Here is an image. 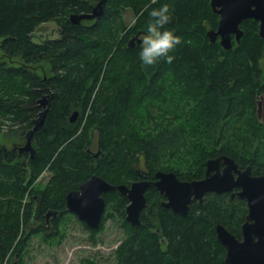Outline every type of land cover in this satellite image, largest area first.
<instances>
[{
	"label": "trees",
	"instance_id": "obj_1",
	"mask_svg": "<svg viewBox=\"0 0 264 264\" xmlns=\"http://www.w3.org/2000/svg\"><path fill=\"white\" fill-rule=\"evenodd\" d=\"M97 1L0 0V136L17 147L25 142L39 100L50 96L44 126L31 141L33 158L17 157L6 141L0 145V264H25L24 250L40 231L33 221H43L48 210L58 213L56 234H38L51 242L64 219L73 217L65 211L66 194L91 175L124 185L144 168L149 178L173 171L180 180H198L205 162L223 155L264 176V37L258 23L242 22L240 41L233 39L229 51L206 36L219 19L209 0H108L100 19L70 23V14L90 13ZM163 4L172 15L166 29L182 43L170 53L171 64L161 60L144 68L139 45L129 47L128 39L145 32L149 12ZM126 10L136 17L131 26L124 23ZM48 22L56 23L57 38L34 41L36 29ZM92 136L100 144L98 158L86 152ZM45 170L50 179L34 187ZM147 197L155 219L142 216L141 225L131 227L124 221L126 199L117 191L104 195L100 228L114 218L126 232L118 264H225L214 226L221 223L240 238L244 201L208 196L180 217ZM9 253L19 258L12 263Z\"/></svg>",
	"mask_w": 264,
	"mask_h": 264
},
{
	"label": "water",
	"instance_id": "obj_2",
	"mask_svg": "<svg viewBox=\"0 0 264 264\" xmlns=\"http://www.w3.org/2000/svg\"><path fill=\"white\" fill-rule=\"evenodd\" d=\"M107 2L108 0H98L90 13L70 14V23L78 25L81 21L100 19L106 11ZM210 7L213 13L219 16L216 29L206 32L210 43L218 40L223 50H231L233 39L239 43L243 34L240 25L246 20L256 21L258 35L264 37V0H210ZM136 39L137 35L130 39L129 47ZM137 43L140 44V41L137 40ZM44 99L45 96L39 100V107L42 110L32 121V128L26 132L24 145L18 147L19 152H28L30 158L36 154L31 144L33 135L43 128L49 110L50 101ZM77 115L78 112L74 111L69 121L74 122ZM220 164L224 165L222 172L216 171L215 174H211V171L217 170ZM155 179L154 182L139 181L127 187L121 184L112 185L98 175H91L77 190L67 193L66 210L88 228L98 229L106 208L102 195L116 190L129 200L125 210L126 222L131 226H139V214L147 207L144 193L148 188L155 187L163 193L168 199V203L163 205L180 215H187L190 202L200 200L207 192L221 194L238 188L237 196L245 200L247 205L241 240L224 227H216L217 239L226 249L224 263L264 264V176L252 175L250 167L240 170L232 158L219 156L207 161L205 178L200 181L181 182L172 172H157ZM54 214L55 211H50L46 217Z\"/></svg>",
	"mask_w": 264,
	"mask_h": 264
},
{
	"label": "rangeland",
	"instance_id": "obj_3",
	"mask_svg": "<svg viewBox=\"0 0 264 264\" xmlns=\"http://www.w3.org/2000/svg\"><path fill=\"white\" fill-rule=\"evenodd\" d=\"M123 19L126 26H131L135 24L136 17L129 10H126L123 13ZM57 30V25L54 22L41 24L34 32L33 40L55 39L58 35ZM262 63H264V60ZM38 105H40L39 102ZM6 129V127H3L2 131ZM3 142L9 147L13 143V141L0 136V145ZM50 177V171H43L33 186L37 188L44 186ZM64 220L59 226L58 234L51 242L47 243V241L42 240L41 235L31 237L28 249L29 255L27 260L24 259L25 264H78V262L80 264L81 259L85 260L87 257H92L96 261L105 264L114 262L113 251L126 237L123 230H121L124 228L119 220L107 218L94 238H92V233L83 229L75 218L66 217ZM26 230H29V228ZM79 249L81 252H78ZM96 254L100 257H97Z\"/></svg>",
	"mask_w": 264,
	"mask_h": 264
},
{
	"label": "flooded vegetation",
	"instance_id": "obj_4",
	"mask_svg": "<svg viewBox=\"0 0 264 264\" xmlns=\"http://www.w3.org/2000/svg\"><path fill=\"white\" fill-rule=\"evenodd\" d=\"M98 2V1H97ZM209 6H210V0H209ZM211 8V7H210ZM122 12H124V11H122ZM213 12V11H212ZM215 14V13H214ZM217 15V14H216ZM218 18H219V16H218ZM91 21H94V20H90V22ZM144 32H142V31H136V33L135 34H133L131 37H129V41H130V39H132L135 35H137V39L133 42V44H132V46H134L135 44H138L137 43V40H139V37L143 34ZM129 41H128V43H127V45H129ZM139 45V44H138ZM131 46V47H132ZM45 96V99L44 100H46V101H50V96H49V94H45V95H43L42 96V98ZM41 98V99H42ZM40 99V100H41ZM40 104V103H39ZM260 105H261V103H260ZM41 110H42V108H40ZM40 110V111H41ZM39 111V112H40ZM38 112V113H39ZM93 140H92V147H91V149L90 148H88V149H86L87 151V153L88 154H90V156H91V158H98L100 155H101V151L99 150V142H98V139H95V137L94 136H92L91 137ZM15 143L16 142H13L12 143V145H11V147H9V146H7L12 152H13V150L16 152V155H17V157H19L22 153H28V152H19V150H18V147H20V146H23L24 145V142H22L21 144H19V146L17 147L16 145H15ZM7 150V149H6ZM9 150V151H10ZM8 151V150H7ZM97 153H99L97 156H96V154ZM29 154V153H28ZM220 156H223V155H220ZM217 157H219V156H217ZM217 157H215V158H217ZM215 158H211V159H215ZM208 160H210V159H208ZM207 160V161H208ZM207 161L205 162V167H204V171H203V176L200 178V179H198V180H190V181H187V180H180L179 178H178V176L173 172V171H156L154 174H153V176L151 177V178H149V176H148V174L146 173V170L144 169V168H142L141 170H137V173H138V179H136V180H133V181H131L130 183H127V184H124L125 186H127V187H130L133 183H136V182H139V181H147V182H154L156 179H155V174L157 173V172H172V173H174L175 174V176H176V178L179 180V181H181V182H192V181H200V180H202V179H204L205 178V175H206V163H207ZM223 168H224V165H222V164H220L219 166H218V168H217V170H213V171H211V174H215L216 173V171H219L220 173L222 172V170H223ZM238 168L240 169V170H243L242 168H240L239 166H238ZM245 169V168H244ZM252 173V172H251ZM122 185V184H121ZM80 186V185H79ZM79 188V187H78ZM77 188V189H78ZM77 189H74V190H77ZM114 191H116V190H114ZM70 192V191H69ZM112 191H110V192H107V193H105V194H103L102 195V197H103V199H104V195H107V194H109V193H111ZM237 192H239V189L238 188H233L230 192H225V193H221V194H218V193H216V192H207V193H205L203 196H202V198L200 199V200H198V199H196V200H194V201H192V202H190V204H189V210H188V214L190 213V209H191V207L192 206H195V205H199V206H201L202 204H203V202H204V200H205V198L206 197H208V196H212V195H215V196H218V197H220V196H224L228 201H231V200H233L234 198H237V199H240L238 196H237ZM118 193V192H117ZM67 195V194H66ZM119 195H121V194H119ZM147 195L149 196V198L151 199V200H155V201H157V205L161 208V209H163V210H165V211H167V212H169V213H171V214H173V215H177V216H180V217H186V216H188V214L187 215H180V214H177V213H175V212H173V210L171 209V208H167V207H165L164 205H163V203H168V199H166V197L164 196V194L163 193H161L160 191H158L155 187H151V188H148L146 191H145V193H144V196H145V199H146V203H147V207L145 208V209H143V210H141V212H140V214H139V221H140V224H139V226L141 225V220L143 219V218H146V219H150V220H154L155 219V217H154V215H152L151 214V204L148 202V197H147ZM122 197H124L125 199H126V205H125V208H124V213H125V210H126V207H127V205H128V203H129V200H128V198L126 197V196H123V195H121ZM66 197V196H65ZM240 200H242V201H244L245 202V206H246V214H245V216H244V220H243V222H242V224L240 225V238H237L235 235V237L238 239V240H241V236H242V234H241V231H242V225L244 224V222H245V217H246V215H247V205H246V201L245 200H243V199H240ZM105 201V200H104ZM66 203V202H65ZM105 204H106V202H105ZM106 208H107V204H106ZM106 208H105V213H106ZM65 211L66 212H68L67 210H66V204H65ZM50 212V210H48V211H46V213H45V215H44V217H43V221H33V225H35L38 229H40V231H37L38 233H41V231H44V232H48L50 235H54V234H56V232H55V230H56V226H55V223H54V220H55V218H56V215L58 214L57 212H55V214L54 215H50L48 218L46 217V215H47V213H49ZM68 213H70V212H68ZM105 213H104V215H105ZM70 214H72V213H70ZM103 215V216H104ZM72 216H73V218H75L76 219V221L78 222V223H80V225H81V227L83 228V229H85L86 231H88L89 233H91V231L92 230H95L96 232L93 234L92 233V238H94V236L96 235V233L97 232H99L100 231V227L98 228V229H90V228H88L85 224H83L82 222H80L79 220H77V218L72 214ZM142 216H143V218H142ZM103 218V217H102ZM124 221H126L125 220V215H124ZM101 225V224H100ZM130 225V224H129ZM131 226V225H130ZM139 226H131V227H139ZM217 226H222V227H224L227 231H229L227 228H226V226L225 225H223V224H221V223H216L215 224V226H214V233H215V238L217 239V231H216V227ZM121 230H123V234L124 235H126V232H125V229H121ZM161 230L160 229H156V233L157 234H161V232H160ZM230 232V231H229ZM36 234L35 236H40L39 234ZM232 234V233H231ZM91 235V234H90ZM91 238V237H90ZM125 239H126V237L116 246V248L114 249V251H113V254H114V262L113 263H109V264H118V258H117V253H118V250L120 249V247L122 246V244H123V242L125 241ZM217 241H218V239H217ZM219 242V241H218ZM220 245H221V247H222V249H223V262H224V259H225V257H226V249L224 248V246L221 244V243H219ZM159 245H160V249L162 250V251H164V250H166V248H167V240H166V238L162 235L161 237H160V239H159ZM29 245L26 247V250H24V256H23V260L24 259H26L27 260V258H28V255H29ZM80 250V249H79ZM78 252H81V250L80 251H78ZM96 256L97 257H100V255H97L96 254ZM6 258H8V260H10L12 263H13V258H15V261L19 258V255L18 254H15L14 255V257H11V254L9 253V255L6 257ZM6 261H7V259H6ZM78 264H79V262H78ZM80 264H105V263H101V262H99V261H96L94 258H92V257H87L85 260L84 259H81V261H80ZM175 264V263H174Z\"/></svg>",
	"mask_w": 264,
	"mask_h": 264
},
{
	"label": "clouds",
	"instance_id": "obj_5",
	"mask_svg": "<svg viewBox=\"0 0 264 264\" xmlns=\"http://www.w3.org/2000/svg\"><path fill=\"white\" fill-rule=\"evenodd\" d=\"M149 17L146 30L139 37V61L144 68L155 67L161 60L171 64L175 57L170 53L182 43V40L172 30L166 29V25L172 20L169 5L163 4L159 8L152 9Z\"/></svg>",
	"mask_w": 264,
	"mask_h": 264
}]
</instances>
